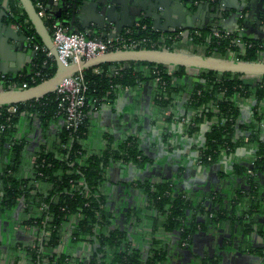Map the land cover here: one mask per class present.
Wrapping results in <instances>:
<instances>
[{
  "label": "trees",
  "instance_id": "1",
  "mask_svg": "<svg viewBox=\"0 0 264 264\" xmlns=\"http://www.w3.org/2000/svg\"><path fill=\"white\" fill-rule=\"evenodd\" d=\"M2 1L12 12L8 21L18 23L25 35L33 36V40L41 44L18 1L0 0V5ZM42 1L47 5L48 0ZM68 16L63 15L59 19L63 21L62 18ZM56 19L49 11L44 20L46 26L50 28ZM138 22L139 26L128 27L126 33L121 30V35L135 39L146 37L157 43H141L135 48L173 49L172 44L177 40L180 29L162 35L152 28L148 18ZM194 30L198 33L195 34ZM71 31L82 29L72 30L71 27ZM189 37L193 44L203 48L202 54L206 56L216 54L228 58L230 52L235 59L255 61L259 60L258 51H264V47L251 41L245 42L241 48L235 41L236 32L227 37H216L210 29L197 28L190 31ZM110 68L117 73H112ZM54 71L52 56L38 51L29 73L0 77V90L38 84L52 76ZM81 71L87 83L86 116L91 106L112 100L118 89L124 86L133 88L146 81L153 83V104L163 115V111L172 108L186 90L188 84L184 80L189 79L191 89L185 108L190 114L182 118L185 119L184 132L189 136L198 132L203 124L207 125L204 142L197 148L200 164H212L221 156L233 154L242 144H254L248 164H233V172L244 174L247 185L234 189L227 197L210 193L213 199L207 201L206 197L195 198L186 191L175 194L171 181L167 179H144L136 182L145 197L144 204L128 211L123 218L124 226H120L114 224L113 213L107 209L99 188L110 162H130L139 168L144 165L146 159L137 138L128 136L114 147L109 145L99 153H86L81 142L87 130L85 117L75 130L69 131L62 126L58 142L52 149L40 147L33 155L28 175L24 176L21 169L25 139L17 135L19 119L22 116L36 117L41 126H46L55 116L62 117L63 114L57 109L54 92L11 104L17 108L13 113L7 112L8 105H0V153L4 159L0 165V218L9 217L21 206V216L16 221L21 227L36 228L38 233L33 244L15 240L9 245L12 264H21V261L24 264H162L166 254L164 246L156 239L157 230L164 233L177 231L178 242L190 244L197 232L217 227L225 221L236 223L244 236L251 232L264 235V196L261 195L259 181V175L264 173V142L259 137L262 115L255 110L251 123L239 125L236 101L237 96L253 97L257 101L264 99V75L259 76L258 81L248 83L243 79L247 75L239 73L199 69L188 76V69L182 66L172 67L168 73L167 65L140 61L103 63ZM157 76L160 81H155ZM172 118V114L165 117L167 121ZM240 129L248 131V134L239 135ZM259 215L262 217L258 218ZM71 218H75L69 232L71 242L94 240L97 244L87 260L54 250L62 243L64 226ZM126 223L132 228L140 226L141 231L138 229L137 235L147 234L146 231L150 230V248L146 257L140 247L132 244ZM249 250L264 260V246ZM217 263L216 257H204L201 264Z\"/></svg>",
  "mask_w": 264,
  "mask_h": 264
},
{
  "label": "crops",
  "instance_id": "2",
  "mask_svg": "<svg viewBox=\"0 0 264 264\" xmlns=\"http://www.w3.org/2000/svg\"><path fill=\"white\" fill-rule=\"evenodd\" d=\"M99 1L106 3L109 0ZM166 1L170 3L166 5V9L163 10L160 5L154 12L151 11L153 0H115L112 4L107 2L109 4L107 16L115 22L111 24L115 33L120 28L123 30L135 25L142 18H148L153 27L152 18L145 14L160 17L154 22L157 28L182 25L177 28L180 29L176 35L178 38L172 44L178 51H202L201 46L192 43L189 37L190 31L198 24L202 27L201 29L212 28L215 17L219 18L218 28L230 33L236 32L235 41L240 47L248 41L257 42L260 47H264V23L257 24L259 19L264 22V0H210L209 3L206 0ZM73 4H75L74 14L71 11ZM211 7L214 9L211 10ZM98 11L99 8L92 0H70V2L58 0L56 6L50 7V13H53L57 19L69 14L68 17L62 18L63 24L70 26L68 30L71 31L72 27V30L82 29L83 31V27L90 25L87 30L89 34L102 36L105 29H97L93 23H90L92 20H101ZM158 11L162 12L161 16L157 13ZM1 13L4 15L0 16V77L2 75L15 77L23 72L29 73L34 65L36 52L29 42L22 45L21 30H16L11 25L5 10L1 9L0 15ZM71 16H73V23L65 21V19L70 20ZM107 29L109 28H106V31ZM263 52V50L260 51L264 54ZM193 73L195 71L188 69V76ZM243 79L252 83L256 77L247 75L243 76ZM188 80H184L188 84L186 90L172 108H166L163 111V115H160L158 108L153 104L154 85L151 81H146L129 90L120 88L112 100H105L98 106H91L88 109L87 130L81 140L86 153H99L109 145L114 147L126 137L134 136L146 159L140 168L133 163L122 161H112L106 167L99 191L104 195L107 209L113 213L114 224L124 226V215L144 204L145 197L136 186V182L144 179L154 181L167 179L171 181L175 194L186 191L195 198L206 197L207 201L213 199L210 193L227 197L234 189L246 187V176L233 172V164L236 162L248 164L252 159L254 144H242L233 154L221 156L218 161L209 165L198 162L197 148L203 142L207 125L203 124L192 136L184 132L182 116L190 114L185 108V101L191 89V82ZM236 101L239 106V125L251 123L254 120L255 110L262 115L259 137L264 142V99L257 101L253 97L237 96ZM168 114L173 115L171 121L165 119ZM62 126L61 116H55L46 126H41L36 117L22 116L19 119L16 125L17 135L25 139L21 174L28 175L33 155L40 147L52 149L58 142V133ZM238 133L247 135L248 131L240 129ZM3 161L0 153V165ZM259 181L260 192L264 196V173L259 175ZM21 210L19 206L9 217L0 218L1 263L12 264L13 255L8 248L15 240L33 244L38 237L36 228L21 227L16 221L21 216ZM261 217V215L258 216V218ZM74 222L75 218L66 222L63 241L54 250L87 260L97 248V244L94 240L72 243L69 232ZM125 225H128L132 244L140 247L143 253H148L150 230L146 231L147 234L137 235L138 229H141L140 226L132 228L127 223ZM156 239L164 246L166 254L162 264H201L204 257H216L217 264H264L262 256L249 250V248L264 246V235L260 236L256 232H251L244 236L236 223L232 222L225 221L217 227L212 226L205 231L197 232L188 247L178 242L177 231L164 233L162 230H157ZM20 263L24 264L23 261Z\"/></svg>",
  "mask_w": 264,
  "mask_h": 264
},
{
  "label": "water",
  "instance_id": "3",
  "mask_svg": "<svg viewBox=\"0 0 264 264\" xmlns=\"http://www.w3.org/2000/svg\"><path fill=\"white\" fill-rule=\"evenodd\" d=\"M21 5L23 11L26 14L28 21L31 23L34 31L38 35L41 43L48 49L50 55L55 61V71L52 76L39 82L38 84L23 87V88H13L10 90H0V105H11L18 102H25L32 99H38L50 92H53L56 86L62 81L63 78L71 77L75 72L82 70L84 68L93 67L103 63H114V62H128V61H140V62H149L154 64H163L168 67L182 66L192 71H197L199 69L204 70H212L218 73L223 72H231V73H239L242 75L249 76H262L264 75V60H241L235 59L233 57H221L218 55H209L206 56L202 53L198 52H184L178 51L175 49H169L166 47L163 48H130V49H115L110 50L105 53L96 55L92 58L82 59L78 63L72 64H64L59 60L56 49L51 40V33L49 28L46 26L44 20L37 14V11L33 5L32 0H17ZM60 1V0H59ZM64 1V0H62ZM73 1V0H72ZM87 1V0H86ZM89 1V0H88ZM181 1V0H179ZM209 3L210 0H206ZM70 2V0H69ZM95 5L99 8V17L100 21L92 20L90 23H93L97 29H105L103 35L106 33V28L112 27L111 24L115 22L110 19L107 15V11H109L108 6L111 3H115V0H109L105 3V1L92 0ZM204 2V1H202ZM58 4V0H48L47 8L50 10L51 6H56ZM102 4V5H101ZM166 0H153L151 3V11L154 12L160 5H162L163 10L166 9V5H169ZM181 6H183L181 4ZM219 6V5H218ZM165 7V8H164ZM75 4L72 5V13L74 14ZM213 10L214 8L211 7ZM161 9V7L159 8ZM162 11V10H161ZM159 16H161L160 11ZM145 14V13H144ZM4 13H1L0 16H3ZM150 16L153 20V28L155 30L160 31L161 33H171L174 32L177 28H180V25H169L167 28H157L154 25L155 20L160 17H156L157 15H147ZM220 16V15H219ZM65 21L73 23V16L69 19H65ZM219 18H214L213 27L210 28V31L220 28L217 26V22ZM264 23L261 19L258 20L257 24L260 25ZM90 25H86L83 27L84 31L89 29ZM191 27V26H189ZM193 28V26H192ZM201 29L202 27L198 24L194 26L193 29ZM108 30V29H107ZM122 29L116 31V33H120ZM14 37H17L14 35ZM22 45L26 42L28 43V39L22 33L21 34ZM35 52V51H34ZM3 77V75L1 76ZM204 142V138L202 140ZM42 240L40 239V243ZM147 256V252L144 253V257Z\"/></svg>",
  "mask_w": 264,
  "mask_h": 264
},
{
  "label": "built area",
  "instance_id": "4",
  "mask_svg": "<svg viewBox=\"0 0 264 264\" xmlns=\"http://www.w3.org/2000/svg\"><path fill=\"white\" fill-rule=\"evenodd\" d=\"M32 1L37 14L43 20H45L48 12L50 11L47 8V5L42 0ZM1 9L5 10L7 19L8 16L12 15V12H10V8L8 7V5H6L5 1L1 3L0 10ZM11 25L16 30H21L18 23L12 21ZM135 26H139V22L135 23ZM141 27L145 28V25H142ZM49 30L51 33V40L56 49L59 60L66 65L78 63L82 59L92 58L96 55L105 53L110 50L135 48L136 45L146 42H149L152 45L157 43V41H152L150 38L146 37H143L142 39H135L130 36H123L121 35V32L115 33L113 27H110L106 31L105 35L91 37L89 33L84 30L77 32L68 30L67 26H65L63 24V21H61L60 19H56ZM124 30L125 33L129 31L128 28ZM194 33L197 34L198 31L194 30ZM212 34L216 37H227L231 33L226 30L220 31L216 29L212 32ZM26 38L28 39V41H31V47L35 52L40 51L42 53H45V55L48 57L51 56L48 49L42 43L39 44L33 41V36L29 35L26 36ZM243 47L244 45L241 46V48ZM229 57H233V54L230 52ZM258 57L259 60H264V54L260 53V51H258ZM171 69L172 67H168V73H170ZM110 71H112V73H117V70H115L114 68H110ZM156 72L158 73V70H156ZM255 77V81H258L259 76ZM155 81H160V77L157 76L155 78ZM262 84H264L263 81ZM121 89L129 90L131 88L128 86H124ZM53 92L57 104V109L63 114V126L69 131L75 130L86 117L85 107L87 105V83L82 71L79 70L72 74L71 77L63 78ZM6 110L7 112L13 113L16 112L17 108L15 105H8L6 107ZM182 120L185 119L182 118ZM248 173H250V170H248ZM181 245L186 246L188 244L184 241L181 243Z\"/></svg>",
  "mask_w": 264,
  "mask_h": 264
},
{
  "label": "rangeland",
  "instance_id": "5",
  "mask_svg": "<svg viewBox=\"0 0 264 264\" xmlns=\"http://www.w3.org/2000/svg\"><path fill=\"white\" fill-rule=\"evenodd\" d=\"M179 32V31H178ZM178 32H177V34H178ZM173 47V46H172ZM202 48V47H201ZM173 49H176V47H173ZM198 51V50H197ZM203 52V50L201 51V50H199L198 51V53H202ZM216 55V54H215Z\"/></svg>",
  "mask_w": 264,
  "mask_h": 264
},
{
  "label": "flooded vegetation",
  "instance_id": "6",
  "mask_svg": "<svg viewBox=\"0 0 264 264\" xmlns=\"http://www.w3.org/2000/svg\"><path fill=\"white\" fill-rule=\"evenodd\" d=\"M21 32H22V31H21ZM22 33H23V32H22ZM23 34H24V33H23ZM24 35H25V34H24ZM25 36H27V35H25ZM33 41H34V40H33ZM28 42L30 43V45L32 44L30 40H29ZM36 53H37V52H36ZM187 246H189V244L186 245L185 247H187Z\"/></svg>",
  "mask_w": 264,
  "mask_h": 264
}]
</instances>
